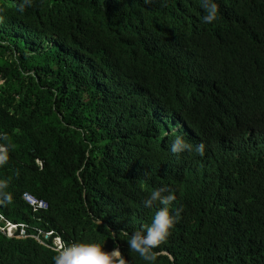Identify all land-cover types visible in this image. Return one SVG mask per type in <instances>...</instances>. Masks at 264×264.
<instances>
[{
    "label": "trees",
    "instance_id": "obj_1",
    "mask_svg": "<svg viewBox=\"0 0 264 264\" xmlns=\"http://www.w3.org/2000/svg\"><path fill=\"white\" fill-rule=\"evenodd\" d=\"M217 2L205 24L200 0H0V211L127 264H264V0ZM181 132L205 154L172 153ZM163 184L183 212L149 262L124 232ZM55 254L0 235L4 264Z\"/></svg>",
    "mask_w": 264,
    "mask_h": 264
},
{
    "label": "clouds",
    "instance_id": "obj_2",
    "mask_svg": "<svg viewBox=\"0 0 264 264\" xmlns=\"http://www.w3.org/2000/svg\"><path fill=\"white\" fill-rule=\"evenodd\" d=\"M150 2V0H146ZM201 7L204 9L203 22L210 24L219 17L220 6L217 0H200ZM32 0H22L20 10L31 6ZM2 19V17H0ZM5 80L0 74V85ZM5 132H0V164L7 161V136ZM223 139L222 134L218 135ZM7 139V140H6ZM206 145L203 141L195 145V147L185 138L181 132L172 139L170 151L174 154L183 153L185 151L195 152L200 156L205 154ZM41 165V162L39 161ZM7 187V181L0 180V190ZM11 200V194L2 193ZM23 200L32 208L34 212L47 209L48 202L39 198L35 194L26 191L22 195ZM177 201L176 189L169 185L163 184L155 187L149 192L143 201L145 208H156L155 215L150 224L145 225L142 229L135 230L131 234L124 232L130 250L138 253L145 261L155 262L157 260V252L155 251L164 241L171 235L172 229L181 218L183 208L176 206ZM27 222H17L8 218L0 211V235L9 239L35 241L44 245L49 251H54V264H127L126 258L121 250L113 248L107 251L105 244L96 240H66V238L56 230H41L36 227L30 229ZM0 264H4L0 260Z\"/></svg>",
    "mask_w": 264,
    "mask_h": 264
},
{
    "label": "rangeland",
    "instance_id": "obj_3",
    "mask_svg": "<svg viewBox=\"0 0 264 264\" xmlns=\"http://www.w3.org/2000/svg\"><path fill=\"white\" fill-rule=\"evenodd\" d=\"M11 55V54H10Z\"/></svg>",
    "mask_w": 264,
    "mask_h": 264
}]
</instances>
